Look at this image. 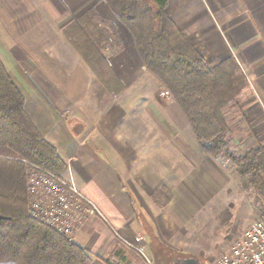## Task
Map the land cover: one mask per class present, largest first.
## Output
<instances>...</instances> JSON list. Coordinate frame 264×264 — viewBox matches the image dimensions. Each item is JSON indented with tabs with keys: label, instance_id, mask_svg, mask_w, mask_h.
Wrapping results in <instances>:
<instances>
[{
	"label": "crops",
	"instance_id": "1",
	"mask_svg": "<svg viewBox=\"0 0 264 264\" xmlns=\"http://www.w3.org/2000/svg\"><path fill=\"white\" fill-rule=\"evenodd\" d=\"M100 1L0 0V60L24 96V111L30 121L65 163L64 177L98 212L80 225L74 243L91 258L90 264H117L116 258L102 261L112 255L116 237L131 241L139 236L149 247L148 227L175 253L214 264L229 246L226 243L217 251L212 249L210 237L218 226L206 218L187 217L194 207L186 202L188 190L179 186L181 179L186 189L193 186L186 164L183 172L178 170L182 163L178 160L162 170L159 141L152 140L151 154L139 151L145 145L144 116L151 113L145 91H130L127 85L116 94L108 91L90 69L93 60L87 61L66 39L60 23L66 18L77 20L92 10L97 18H105L108 7ZM166 12L209 66L228 57L236 59L247 78L246 88L260 100L264 115V0H168ZM115 32L119 35L117 29ZM105 61L110 68L120 66L117 60ZM71 68L80 70L81 83L74 80V72L66 71ZM129 98L140 103L131 112V123L123 126ZM154 100L158 106L155 96ZM260 143L264 145V140ZM167 173L170 180L161 182ZM124 180L136 198L146 192L156 207L150 222L138 217ZM139 180L151 188L141 187ZM223 180L221 186L216 183L219 188H223ZM162 186L170 190L172 199L159 208L152 194ZM219 188L209 192L207 199L210 196L219 203ZM248 218L237 219L238 225L227 235L228 244L242 234ZM219 224L229 226L230 222ZM225 238L223 235L220 241ZM129 259L138 264L137 259Z\"/></svg>",
	"mask_w": 264,
	"mask_h": 264
},
{
	"label": "trees",
	"instance_id": "2",
	"mask_svg": "<svg viewBox=\"0 0 264 264\" xmlns=\"http://www.w3.org/2000/svg\"><path fill=\"white\" fill-rule=\"evenodd\" d=\"M103 1L133 36L144 67L165 85L182 109L200 149L214 158L232 162L240 189L260 194L264 187V145L258 142L239 156H233L228 150L229 130L224 108L236 103L247 86V78L236 59L228 57L209 66L188 35L168 16V0ZM90 15L86 13L77 19L66 35L74 31L82 39L88 50L82 53L83 57L93 60L90 69L109 90L102 78V70L110 69L102 49L111 35L117 37V34L115 29L109 32L98 26L90 32L87 26L93 17ZM71 43L80 48L76 42ZM18 156L34 161L55 175L66 169L56 149L30 121L24 111V96L0 60V174L7 175L9 182L7 190L0 191V264H90L91 258L83 248L30 213L31 199L28 197L27 201L22 193L24 173L22 164L15 160ZM171 199L166 186L152 194L159 208ZM261 215L264 216V210ZM146 235L154 264L176 262L177 253L165 247L148 227ZM120 245L117 240L113 256L122 255Z\"/></svg>",
	"mask_w": 264,
	"mask_h": 264
},
{
	"label": "rangeland",
	"instance_id": "3",
	"mask_svg": "<svg viewBox=\"0 0 264 264\" xmlns=\"http://www.w3.org/2000/svg\"><path fill=\"white\" fill-rule=\"evenodd\" d=\"M100 2H103V0ZM92 12H94V10H92ZM92 12H87V14H91L90 16H93V18H90V25H87L90 27V32H93L95 27L98 26L100 29L109 30V32H113V29H117L119 33L117 37L115 35H111L110 39L104 44V47L106 46L107 48L102 50V55L105 57V59L109 58L111 61L117 60V62H120L119 67L110 69L104 68L102 70V78L109 87L108 91L116 94L123 90L125 87L124 85H127V87H129L128 90L130 91L143 90L146 93L145 101L151 107V113L149 115L145 114L144 116L145 145L144 147H141V149L139 148V151L144 150L145 155L151 154V147H153L151 145L152 140L159 141L162 170H168V167H170L171 164H175V161L178 160L182 162L180 165H178V167H180L178 170L183 172V170H185L184 164H186V169H189V171L187 170L188 172L186 175L190 178L192 177L191 180L193 186L190 189H186L185 185L182 183L184 179L180 180L179 186L183 191L188 190L186 202L188 205L194 207L193 210L187 213V217L192 216V218L196 219L206 218L212 222L213 226H218L215 234H212L210 237V241H212L210 247L212 249L217 251L220 246H223L226 243L230 248V246L242 235L241 234L230 244L226 242L228 239L227 235L231 234V231L234 230L233 228L238 225L237 219L245 216L249 217V221L244 229L254 221L264 220V216L261 215V211L264 210V187L261 188L260 194H255L251 189L248 190V192L242 191L238 183L239 178L234 173L235 167L233 166L232 162L225 161L223 158H214L209 154L204 153L200 149L191 130L188 119L186 118L182 109L173 99L171 93L168 92L165 85L153 73L145 70L143 67V63L139 58L134 43V38L124 27L122 22L108 8H106L107 14L105 18H97L96 13L94 12L92 14ZM64 21L63 22L65 24L63 22L60 24L64 26V31L67 32L66 30L70 29L71 25L76 21V19L73 20L71 18H66ZM69 32L71 34L69 33L70 36L66 35V39L69 40L74 50H80L81 53L87 52V47L83 45L85 43L81 42L82 39H78L76 32ZM84 39L86 40V38ZM70 40L76 42L80 48H76V46H74ZM126 63H130L132 66H126ZM241 70L243 71L242 68ZM66 71L74 72V80L77 82L79 80L81 83L82 79L80 77V70L75 71L74 68H71L70 70L66 69ZM99 71L101 70L99 69ZM17 81L20 82L19 78H17ZM23 84L22 86L24 87ZM246 87H248V85ZM24 89L26 90L25 87ZM153 94L159 103L158 106L156 105ZM126 101L129 111L128 115L122 120L123 126L129 125L131 123V112L135 107H137V104L140 103V100L133 98H129ZM260 107V100L254 97L253 91L250 88H244L238 97V101L236 103L232 102L224 108V117L227 121L229 130L228 150L233 156L241 155L246 150L255 147L261 140H264V115L261 113ZM153 119L155 120V123ZM250 131L252 132L249 133ZM11 150L13 149L11 148ZM15 160L16 162L18 161L22 164L25 184V189L22 191V193L26 196L27 201L29 197L31 201L32 199L34 202L42 200L44 201V204H47V201L49 202L50 198L46 193L42 192V190H38L35 192L36 194H31L27 186V176H30V174L33 173V167L36 165V163L28 158L20 156L16 157ZM38 167L44 169L40 165ZM63 173L58 176L67 182H71L69 179L64 177ZM166 178L167 179L161 180V182L164 180H170L169 173L166 174ZM222 178H224V185L223 188H219L222 185L220 182ZM7 180V175L4 176V174H0V191L7 190V184L9 183ZM139 182L141 187H146V190L151 188V185H143L141 180H139ZM217 182H219L220 186H217ZM124 183L126 184L128 193L135 202L134 208L136 209L138 217L140 220L144 219L147 223L150 222L151 214L156 211V207L153 205L146 192L144 195L140 194L136 198V195H134L130 185L127 184L125 180ZM218 188L220 196L219 203L213 201V197L211 198L210 196L208 200L207 194L211 191L216 192L215 190ZM31 204L28 206L30 213L33 215L31 210V208L33 209V204L32 207ZM202 205H205L206 208L203 209ZM228 207H230L234 212V216L231 215ZM203 213H208V215H204ZM34 216H36L38 220H43L39 214H34ZM223 221L228 223L230 222L229 226L221 227L219 223ZM214 229L216 228L214 227ZM77 230H75V232L69 236L72 242H74V237ZM223 235H225L226 238L223 240V242H221L220 237ZM116 240H118L121 244L118 246V248H120L119 250L123 249L124 251L122 252V255H124V253L125 255H121L120 257H113V255H109L106 257V260L116 258L115 260L118 262L117 264H132L129 259V257H131L137 259L138 264H144V259L142 256L134 252V250L124 246L119 238L116 237ZM124 240L128 241L126 239ZM146 244L148 246V243ZM225 252L220 253L215 258L214 264L216 263L217 259ZM185 256L187 257L191 255L177 254L174 257V261L176 260V262L171 261L169 264H179L180 261L178 260L186 258Z\"/></svg>",
	"mask_w": 264,
	"mask_h": 264
},
{
	"label": "built area",
	"instance_id": "4",
	"mask_svg": "<svg viewBox=\"0 0 264 264\" xmlns=\"http://www.w3.org/2000/svg\"><path fill=\"white\" fill-rule=\"evenodd\" d=\"M27 177V186L31 194L42 190L50 198L47 204H44L42 200L34 202L32 199L33 216L39 214L43 219L41 221L69 240H71L69 236L90 215L98 214L94 206L80 194L73 183L41 169L37 164L33 167V173ZM121 242L142 256L144 264H154L149 254V247L142 237L136 236L132 241L121 238ZM215 264H264V220L249 224L239 239L217 259Z\"/></svg>",
	"mask_w": 264,
	"mask_h": 264
},
{
	"label": "water",
	"instance_id": "5",
	"mask_svg": "<svg viewBox=\"0 0 264 264\" xmlns=\"http://www.w3.org/2000/svg\"><path fill=\"white\" fill-rule=\"evenodd\" d=\"M180 264H201V263L194 257H186L181 259Z\"/></svg>",
	"mask_w": 264,
	"mask_h": 264
},
{
	"label": "flooded vegetation",
	"instance_id": "6",
	"mask_svg": "<svg viewBox=\"0 0 264 264\" xmlns=\"http://www.w3.org/2000/svg\"><path fill=\"white\" fill-rule=\"evenodd\" d=\"M178 261H181V259H180V260H178ZM178 261H177V262H178ZM179 264H180V262H179Z\"/></svg>",
	"mask_w": 264,
	"mask_h": 264
}]
</instances>
